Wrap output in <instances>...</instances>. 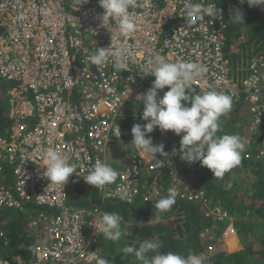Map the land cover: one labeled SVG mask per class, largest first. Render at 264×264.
Masks as SVG:
<instances>
[{
  "label": "built area",
  "instance_id": "obj_1",
  "mask_svg": "<svg viewBox=\"0 0 264 264\" xmlns=\"http://www.w3.org/2000/svg\"><path fill=\"white\" fill-rule=\"evenodd\" d=\"M185 2L134 0L129 13L136 30L123 37L118 35V20L103 25L99 18L103 9L97 0H0V83L10 86L15 82L5 93L8 107L2 112L10 129L0 128V209L22 210L25 203H32L59 212L57 216L40 213L29 219L30 232L38 234L40 241L32 259L18 260L17 264H95L89 254L100 250L95 238L103 233L94 225L104 205L111 201L131 204L141 194L142 175L153 173L156 166L149 156L140 157L134 145L125 148L129 155L126 164L130 165L122 169L109 163L110 152L116 153L122 139L111 114L131 101L143 115L136 96L150 88L152 76L142 78L139 67L151 54L204 66V76L190 86L192 94L222 90L233 97L232 108L244 104L252 117L250 132L261 134L259 141L246 137L247 147L256 143V158L264 162V55L248 59L237 78L225 51L230 21L223 16L187 21L182 11ZM209 2L217 5L214 0ZM169 25L174 26L167 31ZM108 47L113 52L126 49L129 70L115 69L111 59L100 68L88 61L92 51ZM48 148L77 163L74 175L81 179L97 159L111 165L119 173L118 179L99 188L100 203L89 209H73L67 206L68 185L51 184L42 175L43 153ZM165 168H173L169 158L161 169ZM171 176L177 200L209 205L205 191L182 181L174 171ZM118 185L127 187L129 200L115 195ZM162 193L163 188L152 181L144 200ZM204 214L229 222L230 235L238 234L231 214L223 208ZM4 236L0 229V239ZM0 264L15 263L0 252Z\"/></svg>",
  "mask_w": 264,
  "mask_h": 264
},
{
  "label": "trees",
  "instance_id": "obj_2",
  "mask_svg": "<svg viewBox=\"0 0 264 264\" xmlns=\"http://www.w3.org/2000/svg\"><path fill=\"white\" fill-rule=\"evenodd\" d=\"M214 1L223 10L224 19L230 21L226 33L225 51L227 56L231 57L234 63V73L239 78L241 68H236V65L241 67L251 57L264 55V5L250 6L247 0L243 3L240 0ZM236 9L243 12L244 23H234L230 20V16ZM173 26L169 25L166 30L172 29ZM1 33L2 28H0V35ZM154 79V77L151 78L150 85ZM13 85L15 82L10 86L0 83V128L2 130L5 128L4 131L10 129L8 120L6 121L2 113L8 107L5 93ZM167 90V88L162 90L161 95L163 96ZM251 120L252 117L244 104H239L220 118L221 131L218 134L233 132L242 137L253 136L255 141H259L261 134L250 132ZM137 123L143 125V121L134 122L130 114L119 119L125 141L133 140L131 129ZM150 135L154 144H164L168 158L173 161V168L164 171L156 166L153 174H143L139 183L141 194L133 203L111 201L104 205V212H116L121 215V228L124 232L118 242L102 239L96 244L103 257L108 259L109 264H133L132 257H125L122 254V248L127 245L138 246L143 239H150L153 236H159L161 239L163 243L161 251L178 252L185 256L189 252L202 254L205 264H264V162L256 158V143L246 148L240 165L223 178H215L211 170L203 167L201 162L189 164L180 159V140L183 134L178 136L174 132H162L159 129ZM122 148L123 146L118 151L120 156L124 155ZM173 149H176L175 154ZM247 153H250L249 158H246ZM113 165L118 167L115 161ZM172 171L191 179L195 187L205 191L209 197V205L176 200L171 210L162 214L161 222L147 224L155 215L154 203L161 196L166 195L167 189L174 183L171 176ZM244 171L248 172L244 175L248 179L245 183L238 179L239 174ZM154 179L164 188V191L161 196L145 201L144 197L148 194L149 184ZM67 185L69 194L67 205L71 208L89 209L101 202L102 195L99 188L95 189L80 177H71ZM239 191H243V195L246 196L245 200L236 194ZM217 207L223 208L231 214L232 218H235V227L240 235V241L243 242H241L243 248L238 252L218 251L220 245L223 248L220 237L228 222L217 221L204 214L205 211ZM38 213L59 215L55 209L36 207L30 203H25L22 210L0 209V229L6 235L5 239L0 240V252L3 257L10 259L20 256L26 260L33 257L34 245L40 239L38 234L30 233L28 224L29 218L31 219ZM140 222L146 225L140 228L138 227ZM33 240L36 241L33 242ZM226 246L231 251H237L240 248L236 237L227 239ZM212 247L214 250L210 251Z\"/></svg>",
  "mask_w": 264,
  "mask_h": 264
},
{
  "label": "clouds",
  "instance_id": "obj_3",
  "mask_svg": "<svg viewBox=\"0 0 264 264\" xmlns=\"http://www.w3.org/2000/svg\"><path fill=\"white\" fill-rule=\"evenodd\" d=\"M240 2L243 3L244 0H240ZM247 2L250 6L264 5V0H247ZM98 4L103 9L99 17L103 25L109 21L118 20V35L123 37L129 36L136 30V24L129 13V9L134 5V0H98ZM182 11L185 12L187 21L194 17L203 18L208 16L215 18L223 16V10L209 2V0H200V2L186 0ZM230 20L234 23H244L243 12L236 9L230 16ZM126 57V49L120 48L113 52L108 47L92 51L87 59L99 68L111 59L115 69L124 71L129 70ZM139 69L142 78L145 76L155 78L151 85L149 82L150 88L146 92L136 96L137 102H141L143 106V115L138 114L140 107L132 106L131 101L126 102L120 112L114 111L111 114V119H116L118 128L121 129L123 140L124 133L119 125L121 117L130 114L134 122H146L143 125L137 123L132 126L133 140H124L126 145H134L139 150L140 157L147 155L154 161L155 166L162 168L165 165V158L169 157L168 153L164 150V144H154L150 135L155 129L159 128L162 132L171 131L178 136L183 134L180 140V159L189 164L201 162L203 167L211 170L215 178H223L232 169L240 165L242 154L246 151L248 144L247 138L238 134H218L221 131L220 118L230 112L233 97L222 90L218 91L216 89L202 90L197 94H192L190 91L193 81L204 76L206 72L204 66L193 61L177 60L171 62L165 55L151 54ZM123 85L119 86L118 94ZM165 88L168 90L161 96L160 92ZM117 98L116 95L115 102ZM173 153H176V149H173ZM42 166L45 169L42 175L50 180L51 184L65 186L71 177L76 176L74 173L78 164L70 162L69 156L61 151L48 148L43 153ZM178 175L182 181H186L187 177L179 173ZM118 176L119 173L111 165L97 159L88 170V174L82 178L87 184L97 189L113 184ZM153 181L158 184L156 179ZM173 182H175L174 179ZM189 183L192 184L191 181ZM115 195L122 201L130 199L129 191L123 185L117 186ZM177 197V189L172 186L168 188L166 195L161 196L154 203L155 215L147 224L161 222L162 214L171 210ZM36 207L49 208L46 206ZM121 220L122 217L119 213L105 211L101 213L99 222L94 226L97 231L103 233L106 240L118 242L124 235ZM227 224L225 229L229 227L230 223ZM232 224L235 226V218L232 219ZM145 225L140 222L138 227L143 228ZM5 237L6 235L0 240L5 239ZM232 237H236L242 245L239 233ZM162 247L163 243L159 236H153L150 239H143L138 246H124L122 254L125 257H132L133 264L135 262H139V264H205V258L202 254L189 252L185 256L173 251L163 252L161 251ZM241 247L243 248V245ZM99 251L100 255H98ZM99 251L89 254V259L94 260L95 264H109L108 259L103 257L101 250ZM6 259L15 264L18 260L24 262L26 260L20 256Z\"/></svg>",
  "mask_w": 264,
  "mask_h": 264
},
{
  "label": "rangeland",
  "instance_id": "obj_4",
  "mask_svg": "<svg viewBox=\"0 0 264 264\" xmlns=\"http://www.w3.org/2000/svg\"><path fill=\"white\" fill-rule=\"evenodd\" d=\"M236 68H241L239 65H236ZM233 72H234V65H233ZM237 72V71H236ZM239 72H240V70H239ZM235 74V73H234ZM8 85V83H5V86H7ZM144 123H146L145 121H143V124ZM155 132L156 131H159V128H157V129H155L154 130ZM158 133V132H157ZM229 134H234L233 132H230ZM125 147H127V145L126 146H123V148H122V150L124 151V155L123 156H120V155H118V149L116 150V152L117 153H115V152H110V156L112 157V158H114L113 160H110L109 161V163H111V164H113V162L115 161V165H118V167H121L122 166V169H124L126 166H128V165H130V163H128V164H126V158H127V153L125 152ZM248 174V172H242V173H240L239 174V176H238V179H239V181H241V182H246V180H247V182H248V179L247 178H245V176L244 175H247ZM3 178V177H2ZM186 181L188 182V181H192L191 179H189V178H187L186 179ZM236 194L239 196V197H241V198H244V200L246 199L245 197L246 196H244L243 195V191H239V192H236ZM213 234V233H212ZM215 235V234H214ZM229 238H232V235H230V233L228 232V230L227 229H225L224 231H223V233H222V235H221V237H220V239L222 240L221 241V244L223 245V248L221 247V245L219 246V248H218V251H226V252H228V253H235V252H238V251H240L241 249H242V245L240 244V242L238 241V243H239V246H240V248L237 250V251H231V250H229V248L226 246V241H227V239H229ZM34 241H36V240H33V242ZM241 242H242V240H241ZM243 243V242H242ZM215 248H217V246H215Z\"/></svg>",
  "mask_w": 264,
  "mask_h": 264
},
{
  "label": "bare ground",
  "instance_id": "obj_5",
  "mask_svg": "<svg viewBox=\"0 0 264 264\" xmlns=\"http://www.w3.org/2000/svg\"><path fill=\"white\" fill-rule=\"evenodd\" d=\"M120 145L126 146V144H125L123 139H121ZM95 239H96V243L95 244H97L99 241H101L102 239H105V238H104V236L102 234H99V235H97V237Z\"/></svg>",
  "mask_w": 264,
  "mask_h": 264
},
{
  "label": "crops",
  "instance_id": "obj_6",
  "mask_svg": "<svg viewBox=\"0 0 264 264\" xmlns=\"http://www.w3.org/2000/svg\"><path fill=\"white\" fill-rule=\"evenodd\" d=\"M247 63V61L246 62H244L242 65H245ZM233 65H234V63H233Z\"/></svg>",
  "mask_w": 264,
  "mask_h": 264
},
{
  "label": "flooded vegetation",
  "instance_id": "obj_7",
  "mask_svg": "<svg viewBox=\"0 0 264 264\" xmlns=\"http://www.w3.org/2000/svg\"><path fill=\"white\" fill-rule=\"evenodd\" d=\"M98 1V0H97Z\"/></svg>",
  "mask_w": 264,
  "mask_h": 264
}]
</instances>
